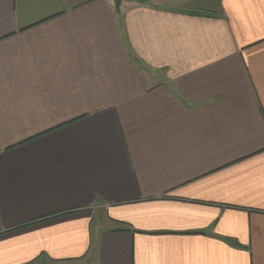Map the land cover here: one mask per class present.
<instances>
[{"label":"crops","instance_id":"0c3cea01","mask_svg":"<svg viewBox=\"0 0 264 264\" xmlns=\"http://www.w3.org/2000/svg\"><path fill=\"white\" fill-rule=\"evenodd\" d=\"M0 264H264V0H0Z\"/></svg>","mask_w":264,"mask_h":264}]
</instances>
